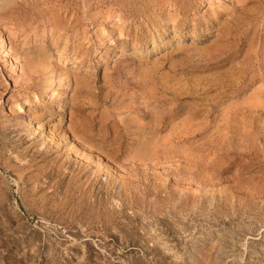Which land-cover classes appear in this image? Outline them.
<instances>
[{"label":"rangeland","instance_id":"rangeland-1","mask_svg":"<svg viewBox=\"0 0 264 264\" xmlns=\"http://www.w3.org/2000/svg\"><path fill=\"white\" fill-rule=\"evenodd\" d=\"M2 35L0 264H264V0H0Z\"/></svg>","mask_w":264,"mask_h":264},{"label":"bare ground","instance_id":"bare-ground-1","mask_svg":"<svg viewBox=\"0 0 264 264\" xmlns=\"http://www.w3.org/2000/svg\"><path fill=\"white\" fill-rule=\"evenodd\" d=\"M5 44H6V40H5V37L2 35L0 38V49H2L5 46Z\"/></svg>","mask_w":264,"mask_h":264}]
</instances>
